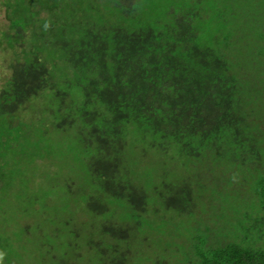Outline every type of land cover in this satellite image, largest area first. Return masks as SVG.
<instances>
[{
  "label": "trees",
  "instance_id": "trees-1",
  "mask_svg": "<svg viewBox=\"0 0 264 264\" xmlns=\"http://www.w3.org/2000/svg\"><path fill=\"white\" fill-rule=\"evenodd\" d=\"M2 9L0 183L13 174L5 151L30 126L27 103L49 94L53 128L71 137L70 160L52 168L61 204L27 221L39 253L57 264H264V0Z\"/></svg>",
  "mask_w": 264,
  "mask_h": 264
},
{
  "label": "rangeland",
  "instance_id": "rangeland-1",
  "mask_svg": "<svg viewBox=\"0 0 264 264\" xmlns=\"http://www.w3.org/2000/svg\"><path fill=\"white\" fill-rule=\"evenodd\" d=\"M7 29L8 20L2 9L0 38ZM4 44H0V62ZM48 96L31 107L29 103L25 105L24 108H29L26 116L31 120L28 121L30 126L24 124L25 131L20 140L5 151L8 166L13 171L0 183V249L8 253L10 261L6 264H57L54 256L37 251L32 237L35 232L30 239L26 236L27 221L49 216L52 206L61 204L64 185L55 183V172L61 170L71 155L70 135L62 134L52 126L51 114L46 109L51 102ZM62 151L65 153L63 157L60 156ZM53 167L59 169L54 171Z\"/></svg>",
  "mask_w": 264,
  "mask_h": 264
}]
</instances>
